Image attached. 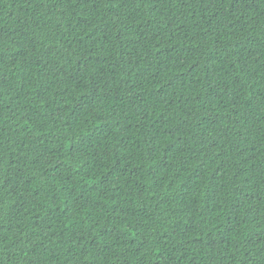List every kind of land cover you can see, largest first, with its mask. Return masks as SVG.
<instances>
[{
  "label": "trees",
  "instance_id": "trees-1",
  "mask_svg": "<svg viewBox=\"0 0 264 264\" xmlns=\"http://www.w3.org/2000/svg\"><path fill=\"white\" fill-rule=\"evenodd\" d=\"M0 264H264V0H0Z\"/></svg>",
  "mask_w": 264,
  "mask_h": 264
}]
</instances>
